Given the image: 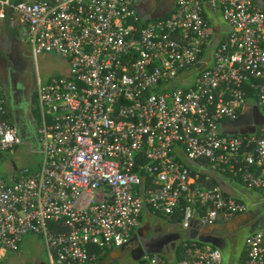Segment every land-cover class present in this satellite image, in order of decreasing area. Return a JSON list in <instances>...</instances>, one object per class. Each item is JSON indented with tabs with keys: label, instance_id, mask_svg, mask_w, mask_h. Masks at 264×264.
<instances>
[{
	"label": "built area",
	"instance_id": "obj_1",
	"mask_svg": "<svg viewBox=\"0 0 264 264\" xmlns=\"http://www.w3.org/2000/svg\"><path fill=\"white\" fill-rule=\"evenodd\" d=\"M139 2L0 0V21L33 59L69 66L36 83L38 166L0 176V264L31 235L48 264H98L130 244L145 208L183 233L227 223L249 206L211 185L212 173L264 198L263 0H174L159 18ZM249 106L259 117L250 131H224ZM21 142L0 80V152ZM202 160L209 171L189 165ZM223 260L183 239L136 262ZM238 264H264V230L245 237Z\"/></svg>",
	"mask_w": 264,
	"mask_h": 264
},
{
	"label": "flooded vegetation",
	"instance_id": "obj_2",
	"mask_svg": "<svg viewBox=\"0 0 264 264\" xmlns=\"http://www.w3.org/2000/svg\"><path fill=\"white\" fill-rule=\"evenodd\" d=\"M159 12L160 11L155 13V16L159 15ZM15 38H17V40L15 44H13V39ZM5 43H7V48L6 45H4L0 55V72L7 76V78L4 79L8 81L6 89L10 91V96L13 95V90L15 89L13 80L16 81L15 84L19 85L21 93V102L19 104H15L13 100H7L9 120L16 128L19 136H22L24 140L30 142L38 149V138L36 133L37 119H35L32 112L35 87L38 79L31 66L32 55L27 45L19 38L18 34L15 37H5ZM6 49H8V52H6ZM14 52H16L20 58L19 67H11L8 63V60L11 59ZM238 225L237 222L234 221L231 223L230 220L220 227L211 228V226H207L203 231L215 238L216 248L221 251L225 259L230 260L231 264L239 263L241 257L239 253L240 251L242 252L244 239L251 229L248 226L238 227ZM158 230L160 231L159 228ZM144 232L145 230L142 228L137 230L130 244L126 247L135 249L143 244L147 249V254H151L149 253L150 251L162 252V250L170 248L169 239H171V237L168 235L155 233L153 231L154 233L146 232L148 235L146 237ZM174 233H179L178 228Z\"/></svg>",
	"mask_w": 264,
	"mask_h": 264
},
{
	"label": "crops",
	"instance_id": "obj_3",
	"mask_svg": "<svg viewBox=\"0 0 264 264\" xmlns=\"http://www.w3.org/2000/svg\"><path fill=\"white\" fill-rule=\"evenodd\" d=\"M173 2L174 0H140L138 11L140 12V14L146 17H151V16L155 17V13H157L158 11H160L158 13L159 15L162 14L166 15L168 12H170L171 7L173 6ZM262 5L264 6V0L262 2ZM210 17H211V22L213 25H215V27L217 25H222V21L220 20L219 15H213V13H210ZM0 22L3 24L2 27L0 26V55H1V50L3 46L6 45L7 48V43H5V37H9V35L7 32L4 31V22L3 21ZM16 40L17 38L13 39V44H15ZM6 52H8V49H6ZM1 74L2 72H0V80L3 86V91L5 93L6 99L9 101L13 100L15 104H19L21 102V93H20L19 85L15 84L16 81L13 80L15 89L13 90V95L10 96V91L6 89V85L8 84V81H5V79L2 81ZM258 119H259L258 111L256 110V108L249 106L235 121L224 125V127L226 128L224 131H228L231 133L248 131L249 125L252 124L253 122H256V120ZM21 138L22 140H24L22 136ZM189 165L194 170H196L198 165H203V168L206 171H209L208 164L206 162H198V163L190 162ZM15 169H16L15 165H12L10 171ZM212 180L216 185H219L223 189L226 195L235 197L245 202L249 206L248 210L245 213L233 218L231 220V223L234 221L237 222L239 224L238 227L248 226L251 228L250 229L251 233L255 231L264 230V198L260 194L254 191L247 190L239 182V180L235 179L234 177L228 174L224 175V174L212 173ZM215 226L218 227V225H211V228H216ZM141 228L144 229L145 232L147 233L155 232V233H163V234L169 232L174 233V231L177 229L176 226L167 224L161 216L154 214L148 208H145L143 210L141 216V225L138 228V230ZM158 228L160 229V231L158 230ZM147 236L148 235H146V237ZM37 263L44 264L40 261H38Z\"/></svg>",
	"mask_w": 264,
	"mask_h": 264
},
{
	"label": "rangeland",
	"instance_id": "obj_4",
	"mask_svg": "<svg viewBox=\"0 0 264 264\" xmlns=\"http://www.w3.org/2000/svg\"><path fill=\"white\" fill-rule=\"evenodd\" d=\"M0 26L3 24L0 22ZM19 55L14 52L8 63L11 67H19ZM31 66L36 74L37 79L41 83H46L51 78L61 75H66L69 66L60 57L55 54L41 53L38 54L34 59H31ZM190 84V82H188ZM184 82H176L177 86L187 87L189 84ZM32 112L35 119L38 114L35 109V101L33 100ZM41 156L38 153V149L30 142L23 140L20 145L16 148L0 152V175L6 177L7 173L10 171L12 165L16 168H29L35 169L40 162ZM204 162V160H202ZM221 221V220H219ZM224 222H219L218 227L225 225ZM217 227V226H215ZM137 231V230H136ZM178 250L180 251V245L177 244ZM38 261L48 264V256L46 250L43 248L40 240L36 236H27L23 239L20 244L19 252L10 255L8 261L5 264H22V263H32L36 264ZM224 264H231L229 259L224 258ZM117 264H137L136 261L132 259L129 253L123 254Z\"/></svg>",
	"mask_w": 264,
	"mask_h": 264
},
{
	"label": "water",
	"instance_id": "obj_5",
	"mask_svg": "<svg viewBox=\"0 0 264 264\" xmlns=\"http://www.w3.org/2000/svg\"><path fill=\"white\" fill-rule=\"evenodd\" d=\"M165 14L162 15H157L155 17L152 18H159L164 16ZM4 78H7L6 75L1 74V79L2 81L4 80ZM4 83V82H3ZM5 84V83H4ZM146 234V232H144ZM249 233H251L249 231ZM248 233V234H249ZM147 235V234H146ZM166 235H168L169 237H171V239H169V243H170V248L169 249H164L162 250V252L160 251H150L149 253H158L161 255H168L170 251H172L175 248V243L178 241H181L183 239H190V240H197L200 243H204V244H210L214 247L216 246V240L215 238H213L212 236L208 235V233L206 232H187V233H183V232H179V233H166ZM132 250V251H131ZM131 251V252H130ZM129 252V254L131 255L132 259L137 261L139 260V258L144 254V253H148L147 249L144 247V245H140L138 248L135 249H131L129 247H125V248H120L117 251L111 253L109 255V259L111 262H116V260H118L123 254ZM242 252L240 251L239 256ZM224 258V257H223ZM40 264V263H37Z\"/></svg>",
	"mask_w": 264,
	"mask_h": 264
},
{
	"label": "trees",
	"instance_id": "obj_6",
	"mask_svg": "<svg viewBox=\"0 0 264 264\" xmlns=\"http://www.w3.org/2000/svg\"><path fill=\"white\" fill-rule=\"evenodd\" d=\"M4 31L7 32L10 37H15L17 35L16 29H10L8 27V23L7 22H4ZM246 90L249 91V95L252 97L253 96V94L251 92L252 89H250L249 87L248 88L246 87ZM204 162H206V161H204ZM211 185H216V184L213 182ZM207 186H209V185H207ZM94 251L98 252V250H94ZM108 263H112V262L109 260V257L106 256V255L103 256V257H100L98 259V264H108Z\"/></svg>",
	"mask_w": 264,
	"mask_h": 264
}]
</instances>
